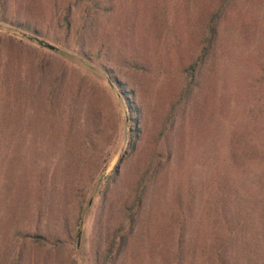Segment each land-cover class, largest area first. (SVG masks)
<instances>
[{"label": "rangeland", "instance_id": "obj_1", "mask_svg": "<svg viewBox=\"0 0 264 264\" xmlns=\"http://www.w3.org/2000/svg\"><path fill=\"white\" fill-rule=\"evenodd\" d=\"M67 1L0 0V18L33 20L46 35L0 20V264H264V216L224 218L218 192L222 179L249 177L226 156L253 90L236 97L224 84L254 75L242 59L253 34L226 21L200 86L165 124L200 51L205 0H100L83 36L89 59L76 34L86 0L70 33ZM240 7L264 20V0ZM133 52L146 70L127 62ZM233 57L240 65L225 75ZM105 66L134 92V128Z\"/></svg>", "mask_w": 264, "mask_h": 264}, {"label": "trees", "instance_id": "obj_2", "mask_svg": "<svg viewBox=\"0 0 264 264\" xmlns=\"http://www.w3.org/2000/svg\"><path fill=\"white\" fill-rule=\"evenodd\" d=\"M80 0H68L65 7L66 13L64 14L63 22L66 32L70 33V21L69 16L71 10ZM206 1V3H205ZM201 2L200 10L202 17L204 16V23L199 24V36L200 51L197 57L184 67L183 72V86L180 92V98L176 100L172 105V110L169 113L165 124H172L175 119V113L178 112L179 104L186 103L190 95L200 86V73L203 67L208 64L211 57L216 52L217 44L219 41H224V37L229 33L228 27H226V21L229 18L236 19L238 22L237 28L248 31L249 34H253L252 43L257 42L254 46H251L250 42L243 40V43L249 44L248 54L242 59L246 60L249 65V70L254 71V75L249 74L248 77L245 73H242L241 78L229 80V83L225 82L224 89L230 84L235 86L234 94L236 97L247 96L249 90H253L252 101L253 105L248 110L247 120L238 127L237 133L234 134L233 139L227 143V155L226 160L229 157V162L238 171H242V166L247 165L249 168V177L243 178L242 174H238L236 180L222 179L218 185L220 207L224 218L238 219L241 223L257 221V217L262 218L264 212V26L262 25L263 19L258 18L254 12L251 13L253 17L249 20V15L245 10L240 7L242 0H205ZM104 4L100 0H86L85 8L81 15L82 26L79 27V31L76 33L78 41L82 43L83 49L81 54L83 58H92L96 50L92 46L89 48L85 46L84 37L85 32L94 31L93 26V10L101 7L106 9L107 5L112 3V0H103ZM3 5L0 7L2 8ZM9 14L0 18L4 23L12 24L18 27L22 32L26 34V38L42 39L39 37H45L44 31L35 21L29 19H22L19 16L10 21ZM5 20H4V19ZM248 23H251L250 25ZM225 30V31H224ZM221 31H223L221 33ZM227 33V34H226ZM240 34V30H238ZM226 41V39H225ZM241 42V41H240ZM39 46H53V44L47 43L46 40H40ZM2 48L0 45V55H2ZM239 57V55H236ZM140 58L136 53H132L130 60H127L130 65L135 68L146 70L148 61ZM232 64V65H231ZM225 75H230V70L233 65H240L236 62V57H233L232 61H225ZM41 67L42 63H41ZM243 67V66H242ZM106 71L111 76L112 84L116 86L120 92L121 97L127 104V111L130 115V121L133 126H137L138 123V111L137 104L133 90H128L126 83L113 76L114 71L110 67L105 66ZM250 73V72H249ZM57 89L56 83L50 88V94L48 100L50 103H54V91ZM246 125V126H245ZM134 130V129H133ZM137 130V129H135ZM237 137V138H236ZM142 189L144 191V185ZM143 191L139 192L138 200L142 198ZM262 222V221H260ZM249 223V224H248ZM243 228V224H241ZM240 227V228H241ZM237 229V227H236ZM245 229V228H244ZM243 229V230H244Z\"/></svg>", "mask_w": 264, "mask_h": 264}]
</instances>
